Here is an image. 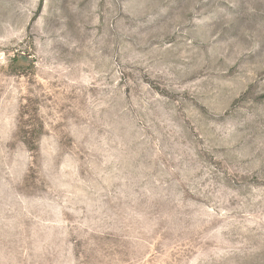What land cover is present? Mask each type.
Masks as SVG:
<instances>
[{
  "label": "rangeland",
  "instance_id": "1",
  "mask_svg": "<svg viewBox=\"0 0 264 264\" xmlns=\"http://www.w3.org/2000/svg\"><path fill=\"white\" fill-rule=\"evenodd\" d=\"M0 264H264V0H0Z\"/></svg>",
  "mask_w": 264,
  "mask_h": 264
}]
</instances>
